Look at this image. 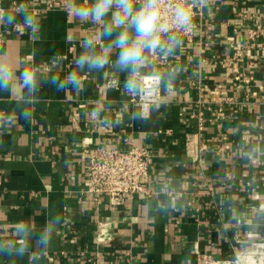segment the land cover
I'll list each match as a JSON object with an SVG mask.
<instances>
[{
	"label": "crops",
	"instance_id": "0c3cea01",
	"mask_svg": "<svg viewBox=\"0 0 264 264\" xmlns=\"http://www.w3.org/2000/svg\"><path fill=\"white\" fill-rule=\"evenodd\" d=\"M21 3L40 31L0 27V53L43 77L67 74L91 26L68 14L67 0L1 6ZM195 23L176 55L153 61L175 75L171 101L148 121L130 119L133 97L108 66L83 73L78 93L44 83L31 122L0 129V241L16 243L21 220L31 223L33 241L46 224L52 230L46 248L30 242L23 255L0 252V264H127L126 253L131 264H195L197 252L234 264L252 243L262 244L256 259L264 264V0H209ZM18 111L0 93V114ZM83 141L150 150L149 195L112 206L86 192Z\"/></svg>",
	"mask_w": 264,
	"mask_h": 264
},
{
	"label": "clouds",
	"instance_id": "9594fccd",
	"mask_svg": "<svg viewBox=\"0 0 264 264\" xmlns=\"http://www.w3.org/2000/svg\"><path fill=\"white\" fill-rule=\"evenodd\" d=\"M208 7L209 0H67L68 14L91 26L79 41L81 51L74 59V68L64 75L52 73L43 77L34 67L22 66L11 53H0V93L14 97L19 106L18 114H0V129L18 127L21 118L31 122L32 106L38 102L44 83L54 85L57 91L78 93L84 88L83 73L99 72L108 66L123 74L124 94L137 98L130 119L148 121L153 111L171 101L173 89L169 81L175 75L171 70H157L154 59L167 60L176 55L183 47L184 35L196 27L197 12ZM17 24H22L31 36L41 27L39 19L23 3L15 11L0 6V27ZM21 34L17 33V39ZM52 63L59 64V58ZM59 222L57 218L55 223ZM33 231L30 222L17 221L16 243L0 241V252L23 255L30 242L46 248L51 227L46 224L35 241ZM234 264H239V260Z\"/></svg>",
	"mask_w": 264,
	"mask_h": 264
},
{
	"label": "built area",
	"instance_id": "2783aa9c",
	"mask_svg": "<svg viewBox=\"0 0 264 264\" xmlns=\"http://www.w3.org/2000/svg\"><path fill=\"white\" fill-rule=\"evenodd\" d=\"M1 2L2 0H0V6ZM52 6V2H46L45 9H50ZM194 33L195 29L185 34L183 38L191 41ZM248 34L249 38L254 40L255 30L250 29ZM109 85H115V82L110 81ZM130 102L136 106L137 98H131ZM87 143L83 141L82 149L87 164L86 192L93 194L95 199L106 196L112 206H120L126 199L133 198L136 194L149 195L146 185L154 157L150 150L144 147L130 149L88 147ZM261 252L262 244L252 243L249 249L235 254V261L238 259L241 264H257L256 258ZM126 255L125 261L131 264L133 256L129 253ZM241 257H250V260H242ZM195 264H227V262H221L209 254L197 252Z\"/></svg>",
	"mask_w": 264,
	"mask_h": 264
},
{
	"label": "bare ground",
	"instance_id": "6f19581e",
	"mask_svg": "<svg viewBox=\"0 0 264 264\" xmlns=\"http://www.w3.org/2000/svg\"><path fill=\"white\" fill-rule=\"evenodd\" d=\"M241 259L242 260H245V259L250 260V257H244V258L241 257Z\"/></svg>",
	"mask_w": 264,
	"mask_h": 264
}]
</instances>
